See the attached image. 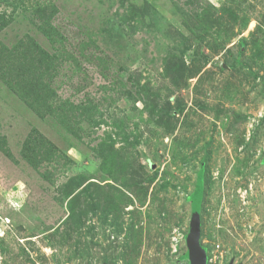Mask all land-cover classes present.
<instances>
[{
	"label": "rangeland",
	"instance_id": "rangeland-1",
	"mask_svg": "<svg viewBox=\"0 0 264 264\" xmlns=\"http://www.w3.org/2000/svg\"><path fill=\"white\" fill-rule=\"evenodd\" d=\"M191 209L264 264V0H0V264H189Z\"/></svg>",
	"mask_w": 264,
	"mask_h": 264
},
{
	"label": "water",
	"instance_id": "water-1",
	"mask_svg": "<svg viewBox=\"0 0 264 264\" xmlns=\"http://www.w3.org/2000/svg\"><path fill=\"white\" fill-rule=\"evenodd\" d=\"M194 222V224H193ZM187 259L189 264H207L206 255L203 254L200 246V221L198 212L191 209L189 233L186 238Z\"/></svg>",
	"mask_w": 264,
	"mask_h": 264
},
{
	"label": "trees",
	"instance_id": "trees-1",
	"mask_svg": "<svg viewBox=\"0 0 264 264\" xmlns=\"http://www.w3.org/2000/svg\"><path fill=\"white\" fill-rule=\"evenodd\" d=\"M201 174H202V170H200V172H199L198 175H197V176H198V177H197V180H198V181H199V179L201 178ZM198 181H197V182H198ZM198 186H199V183H197L196 188L194 189V192L192 193V195L196 193V191L198 190ZM192 195H191V196H192ZM191 196H190V197H191ZM190 197H189V199H190ZM202 252H203V254L205 255V253H206V252H205V249L202 248ZM186 258H187V255H186ZM206 263H207V258H206Z\"/></svg>",
	"mask_w": 264,
	"mask_h": 264
}]
</instances>
